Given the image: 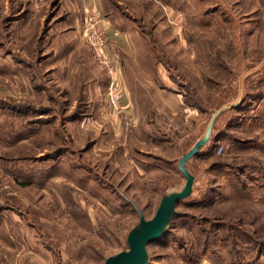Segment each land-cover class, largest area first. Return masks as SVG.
I'll use <instances>...</instances> for the list:
<instances>
[{
    "label": "rangeland",
    "instance_id": "1",
    "mask_svg": "<svg viewBox=\"0 0 264 264\" xmlns=\"http://www.w3.org/2000/svg\"><path fill=\"white\" fill-rule=\"evenodd\" d=\"M63 3L0 0V196L15 208L0 264H104L128 248L134 204L150 218L185 180L178 159L247 72L253 97L188 162L193 194L148 248L151 264H264V0H122L119 14L147 32L127 28L132 125L103 114L107 74L87 41L70 33L80 51L60 69L43 61L61 48L51 27ZM93 79L101 105L88 107L77 99L96 96Z\"/></svg>",
    "mask_w": 264,
    "mask_h": 264
},
{
    "label": "crops",
    "instance_id": "2",
    "mask_svg": "<svg viewBox=\"0 0 264 264\" xmlns=\"http://www.w3.org/2000/svg\"><path fill=\"white\" fill-rule=\"evenodd\" d=\"M120 3H122V0H118ZM143 12H146L148 8H141ZM60 10H63L65 12L63 13H58L54 15L53 20H54V26L51 27L52 30H55L57 27H61L59 34L56 36H53L54 38L58 39L57 42L60 43V49L58 50H53L50 56L45 55L43 56V61L44 62H50V61H61L59 62V69L63 66L62 62L65 60V57H62V55L66 54V52L71 53H77L81 49V40H84L86 42V39L83 34V20H84V15L85 12L88 10H100L103 14V24L107 28L108 36H109V42L111 45L114 46V48L120 52L121 55V60H122V65H123V70H124V81H125V88H126V95L124 98V105L133 108V101H135L138 98L137 91L134 90V86H136L137 82L136 81H130L128 84L126 75H125V70H127L126 66V58L128 57V54H130V50L132 49V43L134 41L133 37L129 35L127 28H135L137 30V34L139 38H145L147 37V32L144 27V22H140L137 18L132 17L130 15L129 17H124L119 14H114V12H107L106 7L104 5L103 0H64V3L61 4ZM128 18V19H127ZM131 20L134 21L131 22ZM70 33H75L74 35L79 36V40H74ZM50 34H52L50 32ZM88 45V48L91 51V48ZM62 45V46H61ZM45 48V47H44ZM63 48V49H62ZM45 51V49H43ZM72 55V54H71ZM91 59L96 60L93 56L92 53H90ZM62 57V58H61ZM72 57V56H71ZM64 58V59H63ZM67 58V57H66ZM69 58V56H68ZM67 58V59H68ZM70 59V58H69ZM72 59H74L72 57ZM97 62V61H96ZM164 74V73H163ZM162 73H159L158 76L163 75ZM83 76L80 77L81 79V90H85V84ZM159 80V78H158ZM161 81V80H159ZM83 83V84H82ZM88 87L89 90L90 88L94 93H96V96H91L85 94V104H87L88 107L92 106H98L99 104L101 105L100 96H99V90L98 86L96 85L95 79H93L92 82L88 81ZM107 85H108V77L106 78V82L104 85V90L106 91V97H107ZM87 87V86H86ZM87 92V91H86ZM79 100V99H77ZM106 101V98H105ZM105 105V102L103 106ZM134 111V110H133ZM136 114V113H135ZM4 188L6 186L4 185ZM5 192V190H4ZM9 192V191H8ZM9 198L10 202V197L8 195L0 196V239L5 238V227H1L4 225L5 222H7L8 217L11 216V213H13L15 208H12L11 204H7ZM17 221V220H16Z\"/></svg>",
    "mask_w": 264,
    "mask_h": 264
},
{
    "label": "water",
    "instance_id": "3",
    "mask_svg": "<svg viewBox=\"0 0 264 264\" xmlns=\"http://www.w3.org/2000/svg\"><path fill=\"white\" fill-rule=\"evenodd\" d=\"M252 73L247 72L242 75L237 99L226 102L216 109L209 120L205 133L180 156L178 168L185 180L171 184L164 191L155 214L148 218L141 208L134 204L139 213V220L128 232V248L108 256L104 264H151V253L148 245L170 230L174 218L178 216L177 204L189 199L193 194L197 177L188 167V162L210 144L215 136L220 118L228 111L240 107L244 103L247 90L246 81Z\"/></svg>",
    "mask_w": 264,
    "mask_h": 264
},
{
    "label": "built area",
    "instance_id": "4",
    "mask_svg": "<svg viewBox=\"0 0 264 264\" xmlns=\"http://www.w3.org/2000/svg\"><path fill=\"white\" fill-rule=\"evenodd\" d=\"M83 34L93 57L104 68L108 77L103 114L119 123L134 124L137 120L135 112L124 105L126 88L121 55L109 42L107 28L103 24V14L100 10L85 12Z\"/></svg>",
    "mask_w": 264,
    "mask_h": 264
},
{
    "label": "trees",
    "instance_id": "5",
    "mask_svg": "<svg viewBox=\"0 0 264 264\" xmlns=\"http://www.w3.org/2000/svg\"><path fill=\"white\" fill-rule=\"evenodd\" d=\"M103 2H104V5H105V7H106V10H107V12H114V14H119V9L118 8H120V6H122L121 4H120V2L118 1V0H103ZM126 12H123V14L121 15V16H124V17H129V15H126L125 14ZM120 15V14H119ZM255 96V95H254ZM253 97V95L252 94H248V92H247V94H246V98H245V101H244V103L240 106V107H237V108H234V109H232V110H238V109H240V108H242V107H245L246 105H247V103L248 102H250V100H251V98ZM79 100H80V102H83V103H85L84 102V100H85V95H82L81 97H79ZM86 106H87V104H86ZM231 110V111H232ZM83 113H81V115H82ZM219 140V138L218 137H216V136H214L213 138H212V144H217V141ZM181 202V201H180ZM10 203H12L11 202V200H10V202H9V198H8V202H7V204H10ZM1 205V204H0Z\"/></svg>",
    "mask_w": 264,
    "mask_h": 264
}]
</instances>
